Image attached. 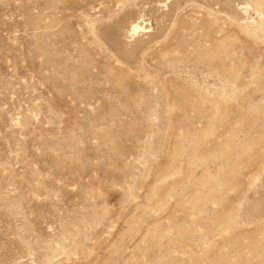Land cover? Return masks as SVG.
Wrapping results in <instances>:
<instances>
[{"label":"rangeland","instance_id":"rangeland-1","mask_svg":"<svg viewBox=\"0 0 264 264\" xmlns=\"http://www.w3.org/2000/svg\"><path fill=\"white\" fill-rule=\"evenodd\" d=\"M0 264H264V0H0Z\"/></svg>","mask_w":264,"mask_h":264},{"label":"bare ground","instance_id":"bare-ground-1","mask_svg":"<svg viewBox=\"0 0 264 264\" xmlns=\"http://www.w3.org/2000/svg\"><path fill=\"white\" fill-rule=\"evenodd\" d=\"M131 30H132V35H136V34L140 33V31H142L143 28L140 27L138 24H136V25H133Z\"/></svg>","mask_w":264,"mask_h":264}]
</instances>
